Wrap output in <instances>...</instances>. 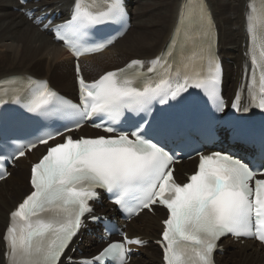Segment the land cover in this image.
Wrapping results in <instances>:
<instances>
[{
    "label": "snow or ice",
    "instance_id": "1",
    "mask_svg": "<svg viewBox=\"0 0 264 264\" xmlns=\"http://www.w3.org/2000/svg\"><path fill=\"white\" fill-rule=\"evenodd\" d=\"M27 2V0H22ZM35 24L44 19L27 13ZM123 16L121 0H104L102 5L81 4L74 0L71 18L53 29L54 39L79 58L82 38L92 29L115 23ZM206 14L201 10V19ZM250 19H252L250 17ZM261 32L250 29L252 76L247 84L253 106L264 111V23ZM200 49L206 72L192 76L171 74L167 57L172 47L156 62L163 60L169 75L159 81L144 77L135 61L108 71L92 85L81 77L79 102L61 99L46 83L28 80L19 87L4 89L0 101L21 105L26 113L41 116L56 113L69 120L62 130L47 133L24 144L0 146V165L14 163L38 145H47L45 153L30 169V192L10 212L2 239L6 245L7 264H63L66 250L94 211L90 201L101 192L130 218L143 210H166L157 244L163 264H214L218 242L226 237H247L264 245V165L259 169L248 162L219 151L197 152L199 163L186 182H177L172 165L177 162L169 140L179 135L170 121L154 114L153 104L173 107L184 99L189 88L201 90L208 100L223 109L220 97L221 68L212 51L211 32ZM104 40L88 51H102ZM259 50V57L255 54ZM259 70V79L256 70ZM79 76V67L77 66ZM153 71L149 68V72ZM143 81L142 87L137 83ZM10 83L16 84V81ZM258 87V94L254 89ZM239 93L232 103L237 111ZM175 102V104L173 103ZM248 111L247 108L243 109ZM131 114V115H129ZM126 119L128 130L113 127ZM93 121L92 127L110 135L73 138L65 135ZM57 137L62 142L50 144ZM8 172H0V180ZM101 190V191H98ZM99 218L91 216L92 221ZM121 241L109 242L89 264H128L129 245L144 246L140 238L121 233ZM68 264H73L71 256Z\"/></svg>",
    "mask_w": 264,
    "mask_h": 264
},
{
    "label": "bare ground",
    "instance_id": "2",
    "mask_svg": "<svg viewBox=\"0 0 264 264\" xmlns=\"http://www.w3.org/2000/svg\"><path fill=\"white\" fill-rule=\"evenodd\" d=\"M156 1L128 0L131 28L122 38L106 48L102 53L88 56L79 62L88 82L104 74V72L118 69L134 59L140 60L147 68L150 67V63L160 65L162 60L156 62V58L162 57L168 51L169 48H166V46L170 39L175 35L178 36L185 29L190 33H194V24L196 22L194 18L202 20L194 15L192 10H188L192 1L198 4L196 0H160V3ZM203 1L209 11V15L213 18L211 26L214 27L217 35L215 38V53L221 58L224 66L222 76L223 92L225 95L229 94V98H231L234 96V91L238 90V92L243 94L242 104H246L247 96L244 90L246 89L247 78L242 76V71L243 69L247 70L251 63L247 29L256 21L249 20L250 17H255L256 19L258 17L257 0ZM73 2L74 0H41L37 4H27L26 7H38V14L57 11L63 15L57 21L63 22L72 10ZM171 2L174 6L176 5L174 18L172 17L173 7ZM18 6L16 0H0V81L6 77L11 78L14 75L30 74L38 79H48V77L51 78L57 75L59 76L57 88L54 87L52 82H49V84L62 94L71 96V94H74L76 87L73 60L61 48L60 43H54L51 35L45 31H40L23 15L13 11V7ZM150 7H155V10L163 11V13L157 15V20L153 23V26L148 27L145 32H141L135 26V23L140 25L144 22L142 19L148 17L153 10H150ZM233 16L235 20L231 21ZM232 26L235 32L232 31ZM134 29H136L135 36L126 41ZM182 39L180 38L179 42ZM202 39L206 41L208 37L203 33ZM124 41L126 42L123 43ZM173 42H176V39ZM184 47L186 49L183 52H173L172 65L179 68L190 67L192 70H196L200 66V62L196 61L192 64L190 60H186L181 64L180 60L183 57L196 59L200 57V50H192L189 44H185ZM90 133L98 134L92 128L84 127L80 135L81 137H89ZM44 149L45 147H38L34 150L30 155L31 159L37 161L44 153ZM24 163L26 162L22 161V159L17 161V171L23 170L22 167H25ZM27 168L28 179L26 182L25 174H20L21 172H16L14 176L0 182V264H7L5 256L7 249L2 236L9 223L10 212L30 192V164ZM195 170V160L183 161L175 168L174 176L177 182L183 183ZM9 179H14V181L6 188L4 187L5 182L9 181ZM104 206L107 207L106 203H104ZM154 209L155 211L152 214L143 211L136 219L127 223L125 231L128 236L130 238L140 237V239L145 241V245L139 247V250L133 255L128 264H163L162 250L157 244V240L160 238V232L163 227L162 220L166 218V211L160 207H155ZM87 220H85L78 233L82 237V243L80 244L74 238L73 243L66 250L63 264H68V256L72 257L73 264H78V259L85 256L92 257L104 246V244H97L94 238L88 237L82 230L84 226L89 225ZM91 228L97 229L95 226ZM218 244L222 247V252L214 255V264H264V248L253 241L248 240L241 245L239 241L226 238L223 241H219ZM75 246H78L77 249L73 248ZM80 250L84 252L83 255L79 254Z\"/></svg>",
    "mask_w": 264,
    "mask_h": 264
},
{
    "label": "rangeland",
    "instance_id": "3",
    "mask_svg": "<svg viewBox=\"0 0 264 264\" xmlns=\"http://www.w3.org/2000/svg\"><path fill=\"white\" fill-rule=\"evenodd\" d=\"M157 3H160V0H157L156 1ZM149 5H151V4H149ZM171 5H172V7H173V14H172V17L175 15L174 13H175V10H176V5L174 6V4L171 2ZM151 8V9H150ZM149 9L150 10H152V12H151V14L148 16V17H146V18H144V19H142V20H144V22L143 23H141L140 25H137L136 23H135V26L138 28V30L139 31H141V32H145L146 31V29L148 28V27H151V26H153V23L157 20V15L158 14H162L163 13V11H158V10H155L156 8L155 7H150ZM139 12V11H138ZM140 13V12H139ZM139 15H141V14H139ZM132 18H133V16H132ZM174 18V17H173ZM173 20V19H172ZM171 20V21H172ZM235 20V17L233 16L232 18H231V21H234ZM147 25V26H146ZM142 26H144V27H142ZM231 29H232V31H233V26L231 27ZM219 30H220V28H219ZM233 32H235V31H233ZM135 34H136V29H134V30H132L131 31V35H130V37L128 36V39L126 40V41H129V39H131L132 37H134L135 36ZM126 41H124L123 43H125ZM118 67V66H117ZM86 78V77H85ZM50 81H49V80ZM48 81L49 82H52V84L54 85V87L55 88H57V82H58V80H59V76H57V75H54L53 77H51V78H49L48 77ZM87 80V79H86ZM227 98H229L230 96H229V94L228 95H225ZM22 161H25L26 163H24L25 164V167H22L23 168V170L22 169H20L19 171H17L18 170V167L16 166V167H14V169H12V172H11V176H14V173H20V174H25L24 176H25V182L27 181V179H28V165L30 164V163H28L26 160H22ZM27 165V166H26ZM24 169H25V173H24ZM27 169V170H26ZM23 171V172H22ZM11 181V182H10ZM14 181V179H9V181H7V182H5V186L4 187H6V188H8V186H9V184H11L12 182ZM242 245V244H241Z\"/></svg>",
    "mask_w": 264,
    "mask_h": 264
}]
</instances>
